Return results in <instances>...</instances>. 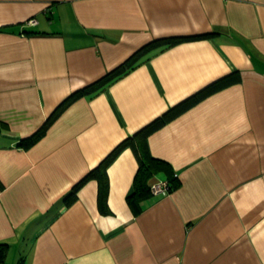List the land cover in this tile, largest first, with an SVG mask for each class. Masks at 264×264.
Instances as JSON below:
<instances>
[{
  "label": "crops",
  "instance_id": "obj_1",
  "mask_svg": "<svg viewBox=\"0 0 264 264\" xmlns=\"http://www.w3.org/2000/svg\"><path fill=\"white\" fill-rule=\"evenodd\" d=\"M171 37L185 39L143 52L19 144L67 95ZM147 128L165 164L150 181L170 174L174 188L134 214L125 146L103 208L94 178L64 204ZM0 243L2 264H264V0H0Z\"/></svg>",
  "mask_w": 264,
  "mask_h": 264
},
{
  "label": "trees",
  "instance_id": "obj_2",
  "mask_svg": "<svg viewBox=\"0 0 264 264\" xmlns=\"http://www.w3.org/2000/svg\"><path fill=\"white\" fill-rule=\"evenodd\" d=\"M185 39L184 37H171V38H161L154 39L140 48H138L131 56H129L122 63L118 64L110 71L106 72L103 76L95 80L94 82L85 85L84 87L70 93L67 95L51 112L49 117L43 123V125L35 131L31 136L26 137L21 140L19 144L21 146L27 147L34 141H36L45 131L47 125L51 120L58 115L61 109L68 104L70 101L75 99L76 97L83 95L85 93H97L105 89V87L114 79L120 77L125 74L129 69L133 67L134 61L137 60L140 54L145 51H148L156 46H168L174 43H177L181 40ZM237 78H225L223 82L226 84L228 82H232ZM167 115V114H166ZM163 121V119L161 120ZM159 121H155L154 123H158ZM151 128H147L144 130H140L134 135L125 138L122 142H120L116 148L95 168L89 170L82 178H80L70 189V191L64 195L63 202L66 206L70 205L72 202L76 200L77 191L80 187L89 179L94 178L98 182V203L100 208L105 203L106 193L108 189V178L106 173V166L113 156L123 147L128 146L132 149L137 163L138 168L134 176V190L127 197V202L134 214H138L143 208L144 200L150 194V179L160 170L165 169V164L150 155L148 146H147V134L149 133ZM169 182V190L174 188L177 185L176 179L172 175H168ZM104 211V209H103ZM8 245L6 243H0V264H2L6 258ZM22 264V263H21Z\"/></svg>",
  "mask_w": 264,
  "mask_h": 264
},
{
  "label": "built area",
  "instance_id": "obj_3",
  "mask_svg": "<svg viewBox=\"0 0 264 264\" xmlns=\"http://www.w3.org/2000/svg\"><path fill=\"white\" fill-rule=\"evenodd\" d=\"M35 20L33 18H29L26 23L33 25L35 24ZM169 192V182L168 180H155L153 182L150 183V193L152 195H166Z\"/></svg>",
  "mask_w": 264,
  "mask_h": 264
}]
</instances>
